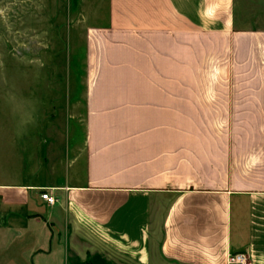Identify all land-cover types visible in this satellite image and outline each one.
<instances>
[{
  "label": "crops",
  "instance_id": "1",
  "mask_svg": "<svg viewBox=\"0 0 264 264\" xmlns=\"http://www.w3.org/2000/svg\"><path fill=\"white\" fill-rule=\"evenodd\" d=\"M107 8L86 33L82 176L1 162L0 248L27 241L31 264H264V28L238 26L237 0Z\"/></svg>",
  "mask_w": 264,
  "mask_h": 264
},
{
  "label": "rangeland",
  "instance_id": "2",
  "mask_svg": "<svg viewBox=\"0 0 264 264\" xmlns=\"http://www.w3.org/2000/svg\"><path fill=\"white\" fill-rule=\"evenodd\" d=\"M107 6L108 0H0L4 168L13 170L18 161L37 166L40 175L63 174V164L74 161L71 172L76 181L81 178L86 33L106 23ZM237 13L239 27L264 28V0H237ZM26 244L3 242L0 264H31Z\"/></svg>",
  "mask_w": 264,
  "mask_h": 264
},
{
  "label": "built area",
  "instance_id": "3",
  "mask_svg": "<svg viewBox=\"0 0 264 264\" xmlns=\"http://www.w3.org/2000/svg\"><path fill=\"white\" fill-rule=\"evenodd\" d=\"M42 196L49 203H54L56 201V196L48 190H44ZM229 261L234 264H250V255L247 251H238L230 255Z\"/></svg>",
  "mask_w": 264,
  "mask_h": 264
}]
</instances>
